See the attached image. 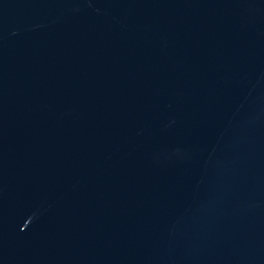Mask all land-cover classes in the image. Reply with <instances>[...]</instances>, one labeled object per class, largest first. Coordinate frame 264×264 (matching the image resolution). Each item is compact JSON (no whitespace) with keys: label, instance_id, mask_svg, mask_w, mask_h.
<instances>
[{"label":"water","instance_id":"1","mask_svg":"<svg viewBox=\"0 0 264 264\" xmlns=\"http://www.w3.org/2000/svg\"><path fill=\"white\" fill-rule=\"evenodd\" d=\"M0 264H264V0H0Z\"/></svg>","mask_w":264,"mask_h":264}]
</instances>
